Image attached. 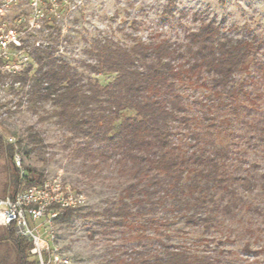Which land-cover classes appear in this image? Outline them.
Segmentation results:
<instances>
[{"label":"trees","instance_id":"trees-1","mask_svg":"<svg viewBox=\"0 0 264 264\" xmlns=\"http://www.w3.org/2000/svg\"><path fill=\"white\" fill-rule=\"evenodd\" d=\"M194 18L200 25L186 30L181 41L158 36L139 39L128 47L96 39L86 50L88 75L58 56L54 43H38L29 50L32 62L22 73L7 76L12 88L14 83L21 84L30 110L37 112L50 103L48 117L73 137L85 139L79 150L91 165L114 167L123 181L116 202L98 208H68L58 217V227H71L76 219L92 217L94 226L105 233L129 228L133 231L130 239L142 245L147 231L170 221L171 216L189 225L213 227L220 190L228 192V204L223 206L228 217L246 206L244 192L254 185L239 175L241 166L233 145L218 140L222 129L217 125V110L228 113V123L242 111H252L239 101L252 97L246 82H238V75L248 69L254 56L264 52V38L234 36L224 31L222 23ZM29 47L23 41L21 49ZM95 75L113 78L104 84ZM206 85L209 92L193 99L192 89ZM194 105L203 108L195 113ZM199 123L204 124V131ZM38 137L30 128L27 144ZM252 142L264 147V124ZM23 143L21 137L10 143L0 135V150L9 164ZM201 143L211 149L206 151ZM24 168L22 177L9 168L14 191L41 184L46 178L44 170L25 163ZM90 232L93 237L96 231L91 228ZM3 238L13 244L15 264H38L30 255L29 242L12 226L4 228ZM169 239V235L165 240L151 238L149 248L133 249L129 258H119L117 264L223 262L173 245ZM243 250L253 253L252 242H245Z\"/></svg>","mask_w":264,"mask_h":264},{"label":"rangeland","instance_id":"rangeland-1","mask_svg":"<svg viewBox=\"0 0 264 264\" xmlns=\"http://www.w3.org/2000/svg\"><path fill=\"white\" fill-rule=\"evenodd\" d=\"M5 1L0 0V6ZM3 8L5 16H0V36L16 30L21 42L30 44L26 51L15 46L8 48L7 59L2 61L8 69L17 63L24 68L32 62L29 50L33 45L54 43L58 56L88 75L84 64L89 61L86 50L96 39H110L128 47L139 39L148 41L158 36L181 41L186 30L200 25L194 16L222 23L224 31L234 36L256 34L264 38V0H41L38 4L26 0ZM6 71L0 73V135L10 143H16L21 137L24 147L16 149L13 164H9L0 150V196L15 190L10 183L9 168L18 170L22 177L21 172L26 173L25 163L44 170L45 180L60 177L75 192L82 193L83 207L98 208L116 202L122 179L115 168L104 164L93 167L86 153L79 150L85 139L73 137L54 118L48 117L52 110L50 103L37 112L30 110L25 90L20 83H14L12 88ZM95 77L104 84L113 78ZM242 81L251 91L252 100L240 98L239 101L252 111H242L239 118L232 115L234 118L228 123V113L217 110V125L222 129L218 140L224 145L231 143L238 153L235 152L241 166L239 175L254 185L244 192L247 200L244 208L228 217L223 210L228 204V192L220 190L215 198L220 208L213 214V227L189 225L171 216L165 224L149 229L142 245L130 239L133 231L129 228L105 233L94 226L92 217L79 218L71 227H56L60 251L76 264H117L119 258H129L133 249L149 248L151 238L165 240L169 235L171 244L186 246L199 255L218 257L223 260L222 264H264V147L252 142L264 124V52L254 56L248 69L238 75V82ZM207 89V85L200 86L190 94L194 99L208 93ZM202 108L194 105L193 110L198 113ZM199 126L204 131V124ZM30 128L39 137L27 144ZM201 146L206 151L211 149L205 143ZM17 159L21 168L16 164ZM4 228L0 226V235ZM91 228L96 231L93 237ZM247 241L252 242L253 253L243 250ZM0 264H15V250L7 238L0 239Z\"/></svg>","mask_w":264,"mask_h":264},{"label":"built area","instance_id":"built-area-1","mask_svg":"<svg viewBox=\"0 0 264 264\" xmlns=\"http://www.w3.org/2000/svg\"><path fill=\"white\" fill-rule=\"evenodd\" d=\"M26 0H6L0 6V16H5L3 7ZM41 0H34L38 4ZM10 46L21 49L22 42L16 30L0 36V73L21 74L23 67L17 63L8 69L2 61L7 59ZM16 84V83H15ZM16 164L20 167V160ZM24 172H21L23 176ZM85 202L82 193L75 192L63 180L46 179L41 184L19 188L0 196V226H12L16 233L29 242L30 255L38 264H76L64 255L57 245V219L68 208H78Z\"/></svg>","mask_w":264,"mask_h":264}]
</instances>
